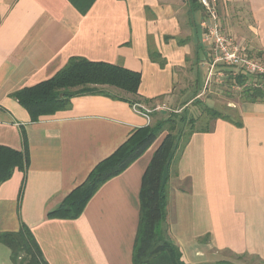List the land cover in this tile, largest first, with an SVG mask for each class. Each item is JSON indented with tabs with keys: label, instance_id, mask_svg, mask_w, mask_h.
<instances>
[{
	"label": "crops",
	"instance_id": "crops-1",
	"mask_svg": "<svg viewBox=\"0 0 264 264\" xmlns=\"http://www.w3.org/2000/svg\"><path fill=\"white\" fill-rule=\"evenodd\" d=\"M210 1L215 21L201 0H96L86 15L68 0H0V148L25 157L24 169L0 184V233L25 225L46 264H134L142 179L166 132L103 184L78 219L48 214L135 131L154 124L157 106L177 103L180 113L201 101L211 72L207 26L243 52H264V0ZM72 58L139 73L137 95L91 86L94 94L33 121L15 95ZM136 105L151 111L150 121ZM234 108L242 127L218 119L210 132L181 139L165 172L160 229L185 264H264V102ZM0 264H14L1 243Z\"/></svg>",
	"mask_w": 264,
	"mask_h": 264
},
{
	"label": "trees",
	"instance_id": "trees-1",
	"mask_svg": "<svg viewBox=\"0 0 264 264\" xmlns=\"http://www.w3.org/2000/svg\"><path fill=\"white\" fill-rule=\"evenodd\" d=\"M68 1L82 15H86L96 2V0ZM153 57L157 58L159 55L153 54ZM161 65H163L162 62ZM233 79L241 88V102H264V74L252 76L248 72L241 71ZM140 83L139 73L110 64L72 58L55 77L19 91L15 97L29 112L32 120L37 121L40 117L51 116L58 111L69 109L71 99L75 96L94 94L96 89L91 86H111L128 94L137 95ZM193 103L195 106L200 101ZM205 113L211 124L199 130L193 129L195 120L189 116L187 109L180 113H173L168 118L158 120L148 127L138 129L115 153L97 164L86 181L73 190L61 205L49 212L48 217L78 219L87 203L103 184L123 173L143 156L160 134L166 132L164 140L143 175L140 190V222L133 263L185 264L179 249L160 229L166 217L165 172L171 166L183 136L187 141L193 133H208L212 130V123L218 119L242 127L240 120L234 121L232 116L218 110L205 108ZM188 123H191V130L187 132ZM24 166L25 157L22 153L0 148V184L10 179L16 168L24 169ZM0 243L11 250V260L14 264H46L37 242L25 225L18 232L0 233Z\"/></svg>",
	"mask_w": 264,
	"mask_h": 264
},
{
	"label": "rangeland",
	"instance_id": "rangeland-1",
	"mask_svg": "<svg viewBox=\"0 0 264 264\" xmlns=\"http://www.w3.org/2000/svg\"><path fill=\"white\" fill-rule=\"evenodd\" d=\"M223 34L225 38H228L224 32ZM241 56L247 61L258 64L259 66L264 68V52L249 53V52L241 51ZM218 58L219 55L216 52L214 45H212L211 56H210L211 72H206L208 73L207 81L205 84L206 88L204 90V93L200 95V100H201L200 103L195 104V106L191 105L190 108L188 109L189 116L195 120V122H193L194 125L192 126L194 130H199L200 128H203L208 124L209 125L211 124V121L207 119L208 116L205 113V108H212L222 112L223 114H227L232 117H235L236 112L234 111H237L238 109L234 107L242 101L240 95L241 88L238 87V85L235 82L236 80L233 78L236 77L238 74H240L241 71L247 72L246 65L241 64L237 66H231L223 63L222 61H218L217 63L215 62L214 64V61H216V59ZM251 75L256 76L257 73ZM230 77H232V79H230ZM202 82H204V79L202 80ZM183 85H180L179 88H177V90L184 88ZM190 96L191 95L189 92L187 94H184L182 96L183 98L181 97V101L179 103L182 102V99L189 98ZM163 105L165 106V110L154 111L153 116L155 118H153V122H156L159 119L162 120L168 118L171 114L174 113L173 112L174 110L176 111L177 109L176 107L179 104L167 103ZM230 108H232V110L234 111H232ZM181 111L182 110H180L179 112ZM190 130H191V123H188L186 127V131L188 132ZM162 134L159 135L157 140L160 138ZM181 139L182 142H184L185 136H183ZM155 142L151 146H153ZM237 261L239 262V260ZM241 261H244L246 264H257L256 262H254L253 259L250 258H242Z\"/></svg>",
	"mask_w": 264,
	"mask_h": 264
},
{
	"label": "built area",
	"instance_id": "built-area-1",
	"mask_svg": "<svg viewBox=\"0 0 264 264\" xmlns=\"http://www.w3.org/2000/svg\"><path fill=\"white\" fill-rule=\"evenodd\" d=\"M202 5L206 8L208 11L211 19L213 21L216 20V12L214 7L211 5L210 0H201ZM205 42L208 44L214 45L216 52L219 55V58L214 61L217 63L218 61H222L225 64L231 65V66H237L244 64L246 65L247 72L249 74H264V68L259 66L258 64L252 63L247 61L241 56V51L238 46H236L234 43H232L228 38L224 37V34L221 32L219 27L216 24H212L207 26V33L205 35ZM134 110L136 113L140 114L141 116H144L148 121L149 114L151 113L150 110L146 109L143 106L136 105L134 107ZM165 110L164 105L157 106L155 111H161Z\"/></svg>",
	"mask_w": 264,
	"mask_h": 264
}]
</instances>
